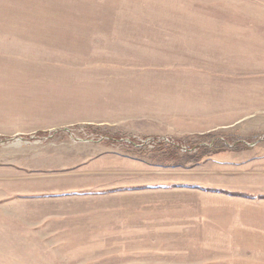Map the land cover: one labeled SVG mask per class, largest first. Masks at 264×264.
Here are the masks:
<instances>
[{
    "label": "rangeland",
    "instance_id": "obj_1",
    "mask_svg": "<svg viewBox=\"0 0 264 264\" xmlns=\"http://www.w3.org/2000/svg\"><path fill=\"white\" fill-rule=\"evenodd\" d=\"M262 196L264 0H0V264H264Z\"/></svg>",
    "mask_w": 264,
    "mask_h": 264
},
{
    "label": "built area",
    "instance_id": "obj_2",
    "mask_svg": "<svg viewBox=\"0 0 264 264\" xmlns=\"http://www.w3.org/2000/svg\"><path fill=\"white\" fill-rule=\"evenodd\" d=\"M165 144H172L173 145V142L167 138H162V139H148V140H145V141H142L139 143L138 146H150V147H158V146H162V145H165ZM177 148L182 151V152H187L189 151L186 147L184 146H179L177 145Z\"/></svg>",
    "mask_w": 264,
    "mask_h": 264
},
{
    "label": "trees",
    "instance_id": "obj_3",
    "mask_svg": "<svg viewBox=\"0 0 264 264\" xmlns=\"http://www.w3.org/2000/svg\"><path fill=\"white\" fill-rule=\"evenodd\" d=\"M211 143H212L211 149H213V150H219V149L221 150V149H224L225 147H228L227 146V142L220 141L217 138H211ZM198 147H199V149H201L200 151L205 150V149L208 148V147H205V146H202V147L198 146ZM233 195L234 196H240L241 195L243 197V195L242 194H239V193L238 194L231 193V196H233ZM253 199H255V198L253 197ZM262 199H264V196H262Z\"/></svg>",
    "mask_w": 264,
    "mask_h": 264
}]
</instances>
